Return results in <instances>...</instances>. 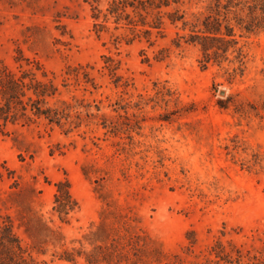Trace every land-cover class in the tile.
<instances>
[{
  "label": "rangeland",
  "instance_id": "1",
  "mask_svg": "<svg viewBox=\"0 0 264 264\" xmlns=\"http://www.w3.org/2000/svg\"><path fill=\"white\" fill-rule=\"evenodd\" d=\"M110 4L0 0L1 75L52 81L67 118L0 121V222L38 264H264V28L236 29L241 63L205 67L186 41L216 0L143 14L149 35L105 21ZM63 181L80 207L68 223Z\"/></svg>",
  "mask_w": 264,
  "mask_h": 264
},
{
  "label": "trees",
  "instance_id": "2",
  "mask_svg": "<svg viewBox=\"0 0 264 264\" xmlns=\"http://www.w3.org/2000/svg\"><path fill=\"white\" fill-rule=\"evenodd\" d=\"M93 1L97 3L100 0ZM112 2L113 4H110L103 15L105 21L112 19L117 26L125 23L147 28L148 30L144 31L147 35L159 27L156 26V22H146L143 14L149 16L150 11H161L162 8L171 7L172 3L179 4V0H132V2L130 0L122 2L112 0ZM215 7L216 13L201 21L198 31L191 34L190 39L186 42L200 48L201 63L205 67L210 62L220 63L222 59H226L225 57L230 51L236 53V60L241 63L242 50L238 47L236 29L240 31V37H242L244 34H253L264 28V0H228L226 3L216 0ZM95 10L99 14H95L93 19L98 21L102 12L98 8ZM221 10L225 11L222 19H220ZM245 10L249 11L250 21L246 22L238 15L230 18L231 11L245 12ZM133 14L138 17V21L131 18ZM170 21L173 24L181 22L184 27L188 25L184 16L170 19ZM134 22L137 24H133ZM42 77L48 79L46 74H42ZM56 95L57 89L52 81L30 80L29 83H26L25 78L15 76L6 78L0 73V121L5 124L16 123L21 118L30 120L29 116L31 115L60 126L62 121L67 118L63 115V111L50 105V100ZM79 208V203L71 192L69 182L57 183L53 211L60 221L68 223L70 218L79 211ZM87 237L89 235L79 241L80 248L64 250L61 259L75 262L78 257H83L82 252L85 250V244L90 243ZM84 255H86V264H99L93 262L88 254ZM0 264H38L33 252L23 246L10 218L0 222Z\"/></svg>",
  "mask_w": 264,
  "mask_h": 264
}]
</instances>
